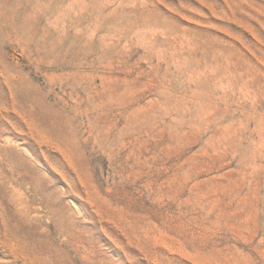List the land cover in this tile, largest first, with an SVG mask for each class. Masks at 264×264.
<instances>
[{"label":"rangeland","instance_id":"1","mask_svg":"<svg viewBox=\"0 0 264 264\" xmlns=\"http://www.w3.org/2000/svg\"><path fill=\"white\" fill-rule=\"evenodd\" d=\"M0 264H264V0H0Z\"/></svg>","mask_w":264,"mask_h":264}]
</instances>
